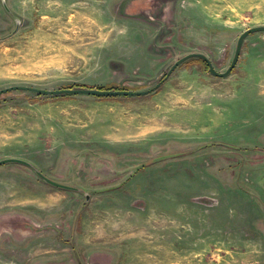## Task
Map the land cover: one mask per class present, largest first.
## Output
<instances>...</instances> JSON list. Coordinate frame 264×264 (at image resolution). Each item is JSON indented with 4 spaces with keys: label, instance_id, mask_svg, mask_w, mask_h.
Segmentation results:
<instances>
[{
    "label": "rangeland",
    "instance_id": "rangeland-1",
    "mask_svg": "<svg viewBox=\"0 0 264 264\" xmlns=\"http://www.w3.org/2000/svg\"><path fill=\"white\" fill-rule=\"evenodd\" d=\"M264 0H0V89L145 90L228 67ZM0 264H264V31L139 96L0 94Z\"/></svg>",
    "mask_w": 264,
    "mask_h": 264
},
{
    "label": "water",
    "instance_id": "water-1",
    "mask_svg": "<svg viewBox=\"0 0 264 264\" xmlns=\"http://www.w3.org/2000/svg\"><path fill=\"white\" fill-rule=\"evenodd\" d=\"M257 31H264V25L252 26V27H250V28H248V29H246L240 33V35L237 37V40H236L235 49H234L232 59L228 65V67L225 69V71H223V72L216 71L214 69V67L212 66L211 61L209 60V58L205 54L200 53V52H190V53L183 55L179 59L175 60L170 65L169 69L167 70V72H166V74L162 80L167 78L168 75L179 64H181L183 61H185L189 58H199V59L203 60L206 63L207 70L215 76L225 77V76L229 75L237 63L243 39L247 35H249L250 33L257 32ZM161 81L156 83V85L154 87L149 88V89H145V90L99 89V88H95V87H63V88H56V89H45V88H37V87H33V86H28V85H11L8 87L1 88L0 94L7 92V91H10V90H24V91H30V92H34L36 94H44V95L85 94V95H96V96H139V95H144V94H147V93L153 91L156 87L159 86ZM8 163L23 164V165L31 168L45 182L52 184L54 186H57L60 188H66V189H74V190L78 189V187H76L74 185L67 184V183L55 180L53 178H50L49 176H47L46 174L41 172L31 162H29L27 160L17 158V157H6L3 159H0V165H4V164H8Z\"/></svg>",
    "mask_w": 264,
    "mask_h": 264
},
{
    "label": "trees",
    "instance_id": "trees-1",
    "mask_svg": "<svg viewBox=\"0 0 264 264\" xmlns=\"http://www.w3.org/2000/svg\"><path fill=\"white\" fill-rule=\"evenodd\" d=\"M203 61V60H202ZM204 62V61H203ZM205 66H206V63L204 62ZM73 87V86H71ZM76 87H83V86H76ZM99 89H113V88H99ZM125 90H129V89H125Z\"/></svg>",
    "mask_w": 264,
    "mask_h": 264
}]
</instances>
